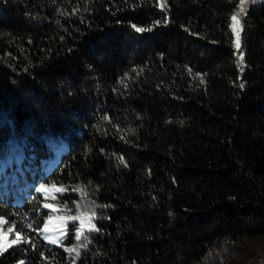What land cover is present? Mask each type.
Instances as JSON below:
<instances>
[{
  "label": "trees",
  "instance_id": "obj_1",
  "mask_svg": "<svg viewBox=\"0 0 264 264\" xmlns=\"http://www.w3.org/2000/svg\"><path fill=\"white\" fill-rule=\"evenodd\" d=\"M238 4L0 0V218L31 240L0 264H264V0L239 47Z\"/></svg>",
  "mask_w": 264,
  "mask_h": 264
},
{
  "label": "rangeland",
  "instance_id": "obj_2",
  "mask_svg": "<svg viewBox=\"0 0 264 264\" xmlns=\"http://www.w3.org/2000/svg\"><path fill=\"white\" fill-rule=\"evenodd\" d=\"M234 27L237 30L236 22H234ZM237 42L240 43V40H238ZM3 221V223H0V254L5 253L12 246L24 244V241H27V239L21 235L20 242H18L17 244H12L11 241L13 239H16V230L14 226L8 225L6 220L3 219ZM44 223L45 224L41 229L43 238L49 243H51L50 241L52 240L56 241V243L60 241L63 235V225L61 219L58 217L56 218V216H52ZM10 227H12V231H9Z\"/></svg>",
  "mask_w": 264,
  "mask_h": 264
},
{
  "label": "snow or ice",
  "instance_id": "obj_3",
  "mask_svg": "<svg viewBox=\"0 0 264 264\" xmlns=\"http://www.w3.org/2000/svg\"><path fill=\"white\" fill-rule=\"evenodd\" d=\"M248 2V0H239V4H238V7H239V12L237 13H234L232 16H231V20L236 22V24H239V21L237 19L238 15L240 13H243L244 12V5ZM252 3H255L256 0H251ZM161 3H162V0H161ZM157 23H159V21H157ZM133 29H135V31L137 32H145V31H150L151 29L150 28H142V27H138L137 25L133 24L132 25ZM230 27H232V25H230ZM233 31L236 32V35H237V41L239 40V33L237 32L236 28L233 27ZM237 47H239V43H237ZM241 59H243V57H241ZM243 84L240 85L241 88H243ZM107 119V117H105ZM121 162L123 163V159L121 158ZM47 186L45 185H42L41 186V190H44ZM58 191L59 190H62V189H57ZM46 207H49L46 205ZM92 215H95V212L92 213ZM67 219L69 221H77L79 220V217L78 216H69L67 217ZM3 219L0 218V223H3ZM29 227H31V225H29ZM45 228H46V225H45ZM39 230V229H38ZM93 230H98V229H95V226H92V228L89 229V231H93ZM9 231H12V227L9 228ZM76 239L79 241L81 239V231H80V228H76ZM16 235V239H13L11 241L12 244H17L18 242H20V238H21V233L20 231H16L15 233ZM25 243H31V240H27V241H24ZM51 243H56V241L52 240L50 241ZM88 243H90V241L88 240L87 236H84V242L82 244H80L78 247H81V248H87L88 247ZM70 251H76V248H73V249H70ZM78 254V253H77ZM21 264H24L23 261H21Z\"/></svg>",
  "mask_w": 264,
  "mask_h": 264
}]
</instances>
